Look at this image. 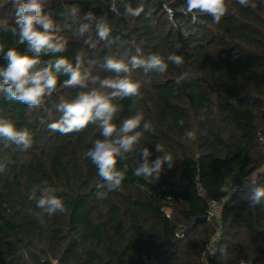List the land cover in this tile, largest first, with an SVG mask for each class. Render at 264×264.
Listing matches in <instances>:
<instances>
[{
  "label": "trees",
  "instance_id": "obj_1",
  "mask_svg": "<svg viewBox=\"0 0 264 264\" xmlns=\"http://www.w3.org/2000/svg\"><path fill=\"white\" fill-rule=\"evenodd\" d=\"M126 5L143 11L125 17ZM226 5L214 23L208 14H185L186 0H48L44 13L67 45L62 53L42 54V61L63 56L75 64L79 57L101 79L115 78L102 68L107 56L156 54L167 61L176 54L183 64L169 62L163 74L134 69L139 95L113 99L118 127L136 112L144 115L138 144L117 163L125 176L117 190L87 156L102 138L100 121L69 134L49 128L62 115L59 103L93 87L91 81L88 88L67 87L68 77L60 75L39 107L0 92V118L32 136L26 150L0 139V264H264V204L253 208L248 200L252 187L264 184V0ZM16 7L0 0V22L9 28L16 27ZM90 10L128 36L99 39L96 24L83 18ZM89 38L94 48L85 43ZM18 40L0 29V67L9 49L31 55ZM145 121L152 130L144 131ZM186 130L195 139L188 140ZM156 144L173 156V167L165 165L156 181L136 176L140 150L148 147L154 160ZM226 183L229 191L221 192ZM45 184L56 188L65 212L48 216L29 199ZM211 201H222L214 216Z\"/></svg>",
  "mask_w": 264,
  "mask_h": 264
},
{
  "label": "clouds",
  "instance_id": "obj_2",
  "mask_svg": "<svg viewBox=\"0 0 264 264\" xmlns=\"http://www.w3.org/2000/svg\"><path fill=\"white\" fill-rule=\"evenodd\" d=\"M16 7V27L9 28L6 23L0 22V29L11 31L19 36L18 43L27 44V51L31 55L21 54L16 49H9L4 53L5 67H0V92L6 99L22 102L29 107H39L44 103L45 97H50L55 91L58 77L66 75L64 85L67 87L88 88V83L94 85L87 91L79 92L70 101H62L57 110L62 113L59 120L49 124L50 130L61 134L78 132L87 127L89 123L100 121L101 139L94 142L87 156L97 169L98 176L104 180L110 190H117L124 180V172L117 169L119 160L126 158L138 144L142 133L137 131L144 121V115L136 112L134 115L123 120L118 127L112 123L113 118L119 111L115 98L137 97L140 84L132 79L134 69H151L163 74L171 62L177 66L183 64L180 55L170 54L167 61L159 55L152 54L144 57L133 55L130 58L107 56L104 58L102 68L106 72L115 74V78L101 79L92 76L86 67H83L79 57L75 64L63 56L41 60V55L57 54L66 51L67 41L58 35L60 26L44 13V6L48 0H13ZM242 6H249L250 0H237ZM255 7V4H251ZM111 11L119 15L114 5ZM143 11V7L133 8L126 5L125 17H137ZM228 11L226 0H186V13H204L212 17L214 23H219ZM84 20L96 24V34L101 40H107L111 34V27L105 18H97L91 10L84 14ZM196 17L193 15V20ZM89 28V23L82 24L79 33L83 35ZM18 30V31H17ZM90 47H95L91 38L85 40ZM141 53V49H136ZM43 66L41 67V65ZM187 73L181 74L179 84L187 77ZM110 89L106 93L104 90ZM183 125L181 119L178 122ZM144 131H150L153 126L150 121L143 122ZM188 140L195 139L193 131L186 130L184 133ZM0 139L11 142L26 150L31 147L32 136L27 128H18L11 120L0 118ZM155 152L159 153L154 160L150 159L152 152L148 147L140 150L141 161L135 169V175L144 179L158 180L164 171V166L170 169L175 160L166 152L160 144L155 145ZM221 192H228L229 185L220 186ZM39 193V194H38ZM30 200L35 201L37 209L42 210L48 216L66 211L62 198L57 195L54 187L36 185L29 195ZM248 200L250 207L264 204V184L252 187Z\"/></svg>",
  "mask_w": 264,
  "mask_h": 264
},
{
  "label": "built area",
  "instance_id": "obj_3",
  "mask_svg": "<svg viewBox=\"0 0 264 264\" xmlns=\"http://www.w3.org/2000/svg\"><path fill=\"white\" fill-rule=\"evenodd\" d=\"M220 203H222V201H220V202L211 201V203H210V211H209L210 216H214L216 214V211H217L218 206L220 205ZM217 235H218V231L215 232L214 237H216ZM206 249L207 250H211V248L209 246H207ZM240 264H244V263L241 262Z\"/></svg>",
  "mask_w": 264,
  "mask_h": 264
},
{
  "label": "water",
  "instance_id": "obj_4",
  "mask_svg": "<svg viewBox=\"0 0 264 264\" xmlns=\"http://www.w3.org/2000/svg\"><path fill=\"white\" fill-rule=\"evenodd\" d=\"M118 36H122V37L124 36V37H127L128 34H123V33H120L119 31L112 30V31H111V34H110V36H109L108 39H110V38H112V37H118ZM206 219H207V217L196 218V219H195V222L203 221V220H206Z\"/></svg>",
  "mask_w": 264,
  "mask_h": 264
}]
</instances>
